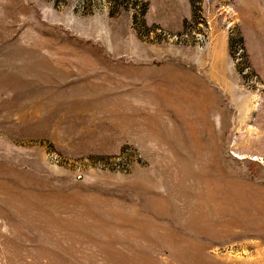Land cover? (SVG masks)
Listing matches in <instances>:
<instances>
[{
  "label": "rangeland",
  "instance_id": "rangeland-1",
  "mask_svg": "<svg viewBox=\"0 0 264 264\" xmlns=\"http://www.w3.org/2000/svg\"><path fill=\"white\" fill-rule=\"evenodd\" d=\"M0 264H264V0H0Z\"/></svg>",
  "mask_w": 264,
  "mask_h": 264
}]
</instances>
